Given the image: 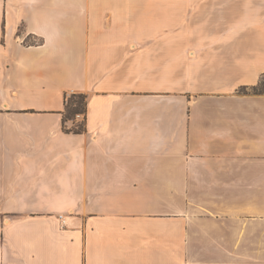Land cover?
<instances>
[{
    "label": "crops",
    "instance_id": "0c3cea01",
    "mask_svg": "<svg viewBox=\"0 0 264 264\" xmlns=\"http://www.w3.org/2000/svg\"><path fill=\"white\" fill-rule=\"evenodd\" d=\"M262 79L264 0H0V264H264Z\"/></svg>",
    "mask_w": 264,
    "mask_h": 264
},
{
    "label": "trees",
    "instance_id": "16d2710c",
    "mask_svg": "<svg viewBox=\"0 0 264 264\" xmlns=\"http://www.w3.org/2000/svg\"><path fill=\"white\" fill-rule=\"evenodd\" d=\"M263 80V79H262ZM243 94H253V95H264V87L262 81L256 87L248 89H242ZM87 100L88 97L84 94L77 95L74 94H66L65 97V110L63 113L62 119V127L63 131L67 134L73 135H82L86 132V114H87ZM78 116H84V124L76 125L75 128H69L67 126L68 123L72 122L75 124L76 118Z\"/></svg>",
    "mask_w": 264,
    "mask_h": 264
},
{
    "label": "rangeland",
    "instance_id": "374dc122",
    "mask_svg": "<svg viewBox=\"0 0 264 264\" xmlns=\"http://www.w3.org/2000/svg\"><path fill=\"white\" fill-rule=\"evenodd\" d=\"M34 43L35 44H39V41L38 40H35L34 41ZM262 83H263V87H264V79L262 80ZM77 94V93H76ZM77 95H80L79 93L77 94ZM84 124V116H78L77 118H76V122H75V124L74 123H72V122H70V123H68L67 124V126L69 127V128H75V126L76 125H81V124ZM178 198H179V196H178ZM179 200V199H178ZM60 219H62V217H60ZM65 225V224H64Z\"/></svg>",
    "mask_w": 264,
    "mask_h": 264
}]
</instances>
